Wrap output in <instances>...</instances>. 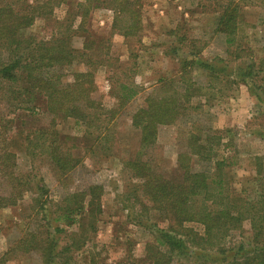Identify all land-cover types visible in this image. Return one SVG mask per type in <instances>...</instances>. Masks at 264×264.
<instances>
[{"label":"trees","instance_id":"trees-1","mask_svg":"<svg viewBox=\"0 0 264 264\" xmlns=\"http://www.w3.org/2000/svg\"><path fill=\"white\" fill-rule=\"evenodd\" d=\"M233 3L229 0L217 18V32L225 36L227 47L236 43L240 21L237 4ZM60 6L66 11L57 18L55 10ZM141 7L142 0H0V84L6 94L0 100L11 114L32 118L43 110L49 119L47 126L25 137L10 126L7 132L13 134L4 132L7 125H13V119L6 126L0 123V212L28 200L32 214L26 219L35 221L32 228L27 224L23 235L0 255V264H7L18 253L31 252L38 253L41 264H79V252L86 253L88 264H109L106 251L92 238L104 213V187L91 184L54 201L38 172H18L16 158L19 153L36 159L45 157L59 179L68 176L81 163L72 152L74 143L68 145V137L58 129L60 123L69 120L85 128L81 138L87 139L88 152H93L101 140L108 144V151L119 149L108 132L111 123L137 96L138 87L118 80L110 91L113 105L106 106V97L97 94L94 73L100 66H109L107 55L114 31L124 40L140 33ZM96 9L113 13L110 34L100 35L91 29L89 19ZM37 20L45 22L44 36L29 32ZM75 39L80 40V47L75 46ZM178 49L174 48L173 54L177 55ZM182 53L177 55L181 57L178 73L187 74L160 80L159 94L148 96L146 105L131 115V128L140 135L139 148L134 155L121 159L133 182L128 201L121 199L128 210L127 219L155 237L146 244L143 259L128 251L123 261L114 264L192 260L196 264H264V177L259 181L256 200H246L231 189L228 168L235 164L234 158L216 159L221 138L213 131L209 134L202 130L197 121L184 129L185 145L177 153L174 170L166 174L149 156L160 126L189 120L191 113L203 107L193 106L192 99L207 87L196 83L191 71L200 69L206 77L230 85L243 84L252 90L249 79L259 74L264 81V68L250 60L234 69L219 65L222 60L211 63L199 54ZM75 64H83L86 69L71 72V80L65 81V73ZM256 90L260 93H251L264 107V87L256 86ZM256 134L264 139V133ZM75 138L72 140L77 141ZM192 157L202 163L200 170L193 169ZM262 173L264 163L256 158V174ZM159 220H166L167 227H160ZM244 221L250 224L247 238L243 235ZM191 223L199 224L202 234L188 228ZM235 232L240 240L230 243Z\"/></svg>","mask_w":264,"mask_h":264},{"label":"rangeland","instance_id":"rangeland-1","mask_svg":"<svg viewBox=\"0 0 264 264\" xmlns=\"http://www.w3.org/2000/svg\"><path fill=\"white\" fill-rule=\"evenodd\" d=\"M161 1L162 3L159 0H142L140 33L134 38L124 40L117 31H114L111 34V47L107 55L109 66H100L94 73L97 94L104 96V99L106 97L108 100H105L108 102L106 106L113 105L110 91L118 80L138 87L137 96L111 123L108 132L118 143L119 149L108 151V144L101 140V143L94 147L93 152H88L85 149L88 141L81 138L85 128L76 126L72 120H69L60 123L58 129L63 136L68 137V145L74 143L76 148L72 152L80 158L81 163L68 176L59 179L45 157L37 156L39 158L36 159L19 153L16 158L18 172L33 175L38 172L49 188L50 198L54 201L59 200L66 193L84 190L91 184H100L104 187L105 194L101 199L104 213L92 238L99 248L106 251L109 264L123 261L128 251H131L135 258L143 259L146 244L153 242L155 237L148 229L137 227L127 219L128 210L124 209L125 203L121 202V199L128 201L127 197L131 196L133 182L121 159L127 155H134L139 148L140 135L131 128V115L146 105L148 96L159 94L160 80L187 74L178 73V59L181 57L177 55H181L182 52L199 54L204 61L217 63L222 60L219 65L234 69L238 66L244 67L251 62L250 60H255L258 68H264V0H233V5L237 4L240 21L235 35L237 41L229 47L225 42V36L217 32V18L228 6L229 0ZM173 8L176 10L175 14ZM252 8H256V11ZM102 10L104 11L94 10L89 23L97 34L108 35L113 13L110 10H108L110 13L106 12V9ZM65 11L66 7L60 6L55 10L56 17L62 18ZM166 11L169 12L168 22L163 20L161 13ZM173 20L176 21L172 23ZM45 31H47L45 22L42 20H37L29 30L30 33L38 36H44ZM74 41L75 46H81L79 39ZM176 47L179 48L177 55L172 52ZM238 57L239 59H236ZM258 68L255 67L254 72ZM85 69L83 64H75L65 73L64 80H71V72ZM190 76L200 86L207 87L192 99L193 106L199 107L202 104L203 107L191 113L189 120L170 126H160L156 145L149 151V156L154 158V163L166 174L174 170L177 153L185 145L184 129L188 126L192 127L193 122L197 121L196 125L205 132L210 134L213 131L215 135L220 136L221 143L215 153L216 159L234 158L235 164L228 168L231 170V176H228L230 188L235 189L246 200H256L259 181L264 177L263 173L258 176L256 174V158L264 163V139L256 134L264 133V107L258 103L253 94L258 91L256 86L264 87L262 75L255 74L249 79L253 84L252 90L243 84L230 85L220 79L206 77L198 69L191 71ZM3 86L1 83L0 98L6 95L2 90ZM4 103L0 100V123L6 126L5 123L13 119V125L5 127L4 132L7 134H13L11 131L7 132V127L10 126L13 132L22 131L25 137L32 131L47 126L49 122L43 110H39L32 118H25L23 115L11 114ZM75 137L77 141L72 140V138L76 139ZM192 167L194 170H200L203 165L197 158L192 157ZM29 204L30 202L25 200L15 209L0 212V255L23 235L22 231L27 224L29 228L33 227L35 221L29 223L26 219L32 214ZM157 224L162 228L167 227L166 220H159ZM242 226L243 235L247 238L251 232L250 224L244 221ZM187 227L202 234L203 228L197 223L188 224ZM238 240L240 234L235 232L229 242ZM77 255L79 264H88L85 252H79ZM7 264H41V262L38 253L31 252L26 255L18 253ZM175 264L196 263L192 260L181 263L176 261Z\"/></svg>","mask_w":264,"mask_h":264},{"label":"crops","instance_id":"crops-1","mask_svg":"<svg viewBox=\"0 0 264 264\" xmlns=\"http://www.w3.org/2000/svg\"><path fill=\"white\" fill-rule=\"evenodd\" d=\"M159 2L162 3L161 0H159ZM168 10H169V8H168ZM172 10H173V12H174V14H175V11H176L175 8H173ZM252 10L256 11V8H252ZM103 11H104V10L101 9V11H99V12H103ZM105 11L110 13V11H108V10H105ZM161 13H162V15H163V17H164L163 20L166 21V22H168V21H167V17H168V15H169V12L166 11V12H161ZM254 13H255V12H254ZM255 19H256V17H255ZM175 21H176V20H173L172 23H174ZM110 25H111V24H110ZM109 30L111 31V26H110ZM110 31H108V32H110ZM103 35H107V34H103ZM198 71L201 72V73H204V72H203L202 70H200V69H198ZM204 74H205V73H204ZM194 81H195V80H194Z\"/></svg>","mask_w":264,"mask_h":264}]
</instances>
